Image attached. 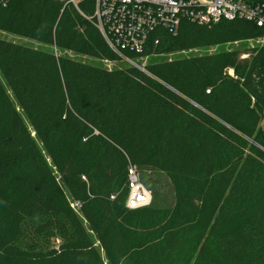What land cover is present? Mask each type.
<instances>
[{
  "label": "trees",
  "instance_id": "obj_1",
  "mask_svg": "<svg viewBox=\"0 0 264 264\" xmlns=\"http://www.w3.org/2000/svg\"><path fill=\"white\" fill-rule=\"evenodd\" d=\"M0 31L46 48L0 38V264H264L260 28L183 20L124 54L146 72L67 57L121 60L56 0H10Z\"/></svg>",
  "mask_w": 264,
  "mask_h": 264
},
{
  "label": "built area",
  "instance_id": "obj_2",
  "mask_svg": "<svg viewBox=\"0 0 264 264\" xmlns=\"http://www.w3.org/2000/svg\"><path fill=\"white\" fill-rule=\"evenodd\" d=\"M9 1L0 0V10L6 8ZM56 1L73 6L83 17L91 21L111 50L131 65L135 63L132 59L126 58L125 53H142L156 31H166L176 35L183 20L198 25L216 24L223 20H244L262 30L257 43L261 47L264 46V1L262 0ZM85 1L92 3L90 16L80 9V4ZM126 187L129 191L127 209L138 210L151 205L152 194L144 185L138 169L133 165L128 168ZM71 207L77 212L81 208V203L73 202Z\"/></svg>",
  "mask_w": 264,
  "mask_h": 264
},
{
  "label": "rangeland",
  "instance_id": "obj_3",
  "mask_svg": "<svg viewBox=\"0 0 264 264\" xmlns=\"http://www.w3.org/2000/svg\"><path fill=\"white\" fill-rule=\"evenodd\" d=\"M0 38L3 39V40L9 41V42H14V43H19V44H25V45L31 46L33 48H43V49H46L43 45L38 44L37 42L30 41V40L23 39V38H19V37L13 36V35H9V34H6V33L1 32V31H0ZM258 38H255L253 40H250L248 42V44L251 45L252 47H261L257 43V39ZM212 52H213V50H209L208 51V53H210V54ZM184 53H186V52H184ZM189 53L190 54L193 53V54H198L199 55L202 52L200 50H195V51H190ZM65 55L67 57L80 60V61H82L84 63L91 64V65H95V66H99V67H104V68L109 69V70L124 69V68H127L129 66H134V67L140 68L143 72H146L145 71V66H146V63L149 62L146 59H144V60L134 59L133 62L135 63V65H131L130 63H128L127 61H125V60H123V59H121L119 57L121 60L115 61V62H111L110 64H106L105 61L101 62V61H98V60H95V59H92V58H88V57H79V56H77V55H75L73 53H70V52H67ZM230 75L233 76V71L232 70L230 71ZM130 165H132V164L129 163V166ZM167 198H169L170 200L172 199L171 196H169Z\"/></svg>",
  "mask_w": 264,
  "mask_h": 264
}]
</instances>
